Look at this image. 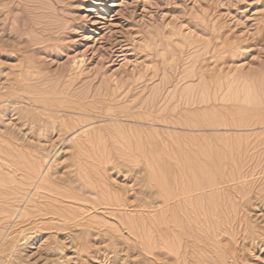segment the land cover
Masks as SVG:
<instances>
[{
	"label": "rangeland",
	"instance_id": "1",
	"mask_svg": "<svg viewBox=\"0 0 264 264\" xmlns=\"http://www.w3.org/2000/svg\"><path fill=\"white\" fill-rule=\"evenodd\" d=\"M201 263L264 264V0H0V264Z\"/></svg>",
	"mask_w": 264,
	"mask_h": 264
},
{
	"label": "bare ground",
	"instance_id": "2",
	"mask_svg": "<svg viewBox=\"0 0 264 264\" xmlns=\"http://www.w3.org/2000/svg\"><path fill=\"white\" fill-rule=\"evenodd\" d=\"M11 1H13V0H11ZM9 5V4H8ZM8 8H10V7H8ZM56 121V120H55ZM51 122V121H50ZM54 123V122H53ZM52 125H54V124H52ZM61 125H63V124H61ZM67 125V124H66ZM65 125V126H66ZM55 126V125H54ZM64 126V127H65ZM67 126H69V125H67ZM66 126V127H67ZM56 127V126H55ZM54 127H52V130L54 131V129H53ZM56 129V128H55ZM58 129V128H57ZM64 129V128H63ZM48 130V129H47ZM51 130V129H50ZM51 130V131H52ZM61 131V130H60ZM64 131V130H63ZM60 137V136H59ZM133 170V169H132ZM188 171V170H187ZM200 172H202L203 174H200V175H203V176H201V177H199L198 175L199 174H197V176H195V174H194V176H193V178L195 177V181H194V184H193V186H195L194 188H190V187H185L184 189H183V191L185 192L186 190H188V189H190L191 191L190 192H194V191H197V190H200V189H203L204 188V184H205V182L207 181V182H209V181H212V179H211V177L209 176V175H207L206 174V172H205V169H203L202 168V171H200ZM197 173V172H196ZM199 173V172H198ZM42 176V175H41ZM151 176V175H150ZM167 178V177H166ZM45 179V178H44ZM50 179V178H49ZM194 180V179H193ZM40 181V180H39ZM148 183H143L142 185H141V187H140V189H134L135 190V194H140V195H142L143 197H144V199H146L147 200V202L149 203V204H151V205H155L154 204V202H155V200H156V195L158 194L157 192H155L154 190H153V185H151V184H153V181L152 180H149V181H147ZM135 183V182H134ZM217 184V183H216ZM5 185V184H4ZM4 187V186H3ZM7 187V186H6ZM129 187V186H128ZM135 187V186H134ZM133 187V188H134ZM177 187V186H176ZM181 188V187H180ZM213 188V187H212ZM236 188V187H235ZM178 189H179V187H178ZM133 190V191H134ZM173 190L174 189H171V187L169 188V187H167V188H165V190L164 191H166V194L167 195H169L170 196V194H172V192H173ZM181 190V189H180ZM163 191V192H164ZM179 191V190H178ZM199 192H202V191H199ZM125 193V192H124ZM158 196V195H157ZM169 196H165V202H169V200H170V198H169ZM142 197V198H143ZM171 197V196H170ZM176 197H178L177 198V200L178 201H180L181 203L183 202V201H186V204L187 203H189L190 202V200H189V198H188V194L186 193L183 197H185V199L186 200H183L182 199V197H179V196H176ZM175 197V198H176ZM199 197V196H198ZM203 199H204V197H203ZM224 199H225V197H224ZM200 200V199H199ZM248 200V199H247ZM154 201V202H153ZM198 201V200H197ZM203 201H205V200H203ZM202 201V202H203ZM207 201V200H206ZM210 201V200H209ZM140 202V201H139ZM172 201H170L169 203H171ZM192 202L194 203V204H196L197 202L196 201H193L192 200ZM241 202V201H240ZM157 203H159V202H157ZM179 203V202H178ZM191 203V202H190ZM192 203V204H193ZM200 203V202H199ZM175 204V203H174ZM204 204H205V202H204ZM113 205V204H112ZM158 205V204H157ZM156 205V206H157ZM160 205V204H159ZM167 205H169V204H167ZM177 205V204H176ZM108 206V205H107ZM193 206V205H192ZM199 206V205H198ZM197 206V207H198ZM203 206V205H202ZM160 207V206H159ZM182 207V206H181ZM204 207H206V206H204ZM26 208V207H25ZM187 208V207H186ZM190 208V207H189ZM208 209V208H207ZM187 210V209H186ZM218 210V209H217ZM21 211V210H20ZM177 211H178V209L177 208H173L172 209V213H177ZM150 212V211H149ZM184 212V211H183ZM228 212V211H227ZM26 214V213H25ZM171 214V213H170ZM188 215V214H187ZM190 215V214H189ZM202 215V214H201ZM24 216V215H23ZM171 216V215H170ZM187 218H189V216L187 217ZM23 219V218H22ZM25 219V218H24ZM35 219V218H34ZM195 219V218H194ZM196 220V219H195ZM219 220V219H218ZM223 220V219H222ZM188 221V220H187ZM192 222V221H191ZM193 222H195V221H193ZM196 222H198V221H196ZM36 223V222H35ZM173 225L175 226L174 228H180L182 225L180 224V221H179V219L177 218V216H174L173 217ZM200 223V222H199ZM27 224V223H26ZM192 224V223H191ZM195 224V223H194ZM132 225V224H131ZM223 225V224H222ZM190 226V225H189ZM205 227V226H204ZM129 228V227H128ZM134 228V227H133ZM193 228V227H192ZM217 228V227H216ZM220 228V227H219ZM130 229V228H129ZM182 229V228H181ZM231 229V228H230ZM185 230V229H184ZM186 231V230H185ZM184 231V232H185ZM190 231V230H189ZM29 232V231H28ZM138 232V231H137ZM34 233V232H33ZM177 233V232H176ZM187 233V232H186ZM185 233V234H186ZM137 235V234H136ZM191 235V234H190ZM23 236V235H22ZM212 236V235H211ZM179 237V236H178ZM18 238V237H17ZM23 238H25V237H23ZM29 239V238H28ZM28 239H26V240H28ZM190 239V238H189ZM22 240H25V239H22ZM16 241H17V239H16ZM188 241H190V240H188ZM20 242V241H19ZM192 242H193V240H192ZM17 243H18V241H17ZM190 243V242H189ZM13 244V243H12ZM14 245V244H13ZM189 245V244H188ZM17 246H18V244H17ZM193 248V247H192ZM203 248H205V247H203ZM10 249V248H9ZM4 250V249H3ZM185 250V249H184ZM201 251V250H200ZM6 252V251H5ZM3 253V252H2ZM187 256V255H186ZM214 257V256H213ZM197 258V257H196ZM8 260V259H7ZM221 261V260H220ZM6 263H7V261H6ZM202 264V263H201Z\"/></svg>",
	"mask_w": 264,
	"mask_h": 264
}]
</instances>
